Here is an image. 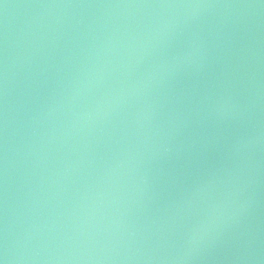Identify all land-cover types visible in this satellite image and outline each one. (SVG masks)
<instances>
[{
	"label": "water",
	"instance_id": "obj_1",
	"mask_svg": "<svg viewBox=\"0 0 264 264\" xmlns=\"http://www.w3.org/2000/svg\"><path fill=\"white\" fill-rule=\"evenodd\" d=\"M0 264H264V0H0Z\"/></svg>",
	"mask_w": 264,
	"mask_h": 264
}]
</instances>
